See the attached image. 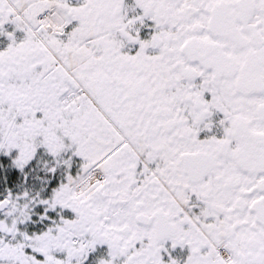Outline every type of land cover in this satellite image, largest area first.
<instances>
[{"label":"snow or ice","instance_id":"obj_1","mask_svg":"<svg viewBox=\"0 0 264 264\" xmlns=\"http://www.w3.org/2000/svg\"><path fill=\"white\" fill-rule=\"evenodd\" d=\"M0 264H264V0H0Z\"/></svg>","mask_w":264,"mask_h":264}]
</instances>
